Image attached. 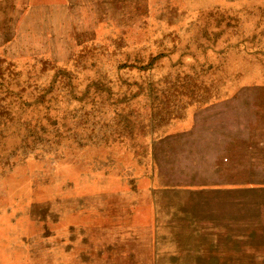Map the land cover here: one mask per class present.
I'll return each mask as SVG.
<instances>
[{"label": "rangeland", "instance_id": "374dc122", "mask_svg": "<svg viewBox=\"0 0 264 264\" xmlns=\"http://www.w3.org/2000/svg\"><path fill=\"white\" fill-rule=\"evenodd\" d=\"M0 264H264V0H0Z\"/></svg>", "mask_w": 264, "mask_h": 264}]
</instances>
